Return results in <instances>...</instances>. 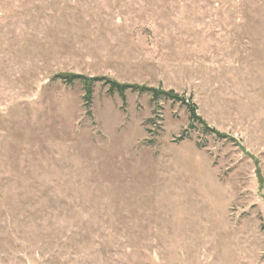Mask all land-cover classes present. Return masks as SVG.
Listing matches in <instances>:
<instances>
[{
    "label": "rangeland",
    "instance_id": "1",
    "mask_svg": "<svg viewBox=\"0 0 264 264\" xmlns=\"http://www.w3.org/2000/svg\"><path fill=\"white\" fill-rule=\"evenodd\" d=\"M0 264H264V0H0Z\"/></svg>",
    "mask_w": 264,
    "mask_h": 264
},
{
    "label": "trees",
    "instance_id": "2",
    "mask_svg": "<svg viewBox=\"0 0 264 264\" xmlns=\"http://www.w3.org/2000/svg\"><path fill=\"white\" fill-rule=\"evenodd\" d=\"M57 78L62 79L64 83L67 84H73L77 80L84 81L85 86L88 85L89 82H91L90 79L78 76V75H71L69 77H60L57 76ZM95 80H101L105 81L106 85L108 86V93L109 94H117L120 99L124 102L125 101V94L127 91L133 92V93H138L140 95L142 94H148L150 96V100L153 104H156L158 101H171V102H176L180 103L181 105L185 106L188 112V120H189V128H193L194 124H199L203 127L204 132H210L213 134L219 135L218 132H216L213 129H209L206 125V123L197 115L196 111L197 108L195 104L191 103L189 100H185L182 97H179L177 94H175L172 90H169L167 92L150 88V87H144V86H137V85H129V84H119L113 80L109 79H95ZM90 91H87L84 95L85 99V106H88L90 103Z\"/></svg>",
    "mask_w": 264,
    "mask_h": 264
}]
</instances>
